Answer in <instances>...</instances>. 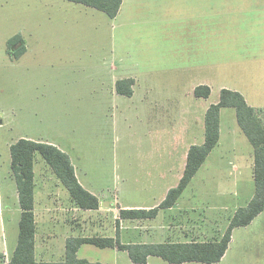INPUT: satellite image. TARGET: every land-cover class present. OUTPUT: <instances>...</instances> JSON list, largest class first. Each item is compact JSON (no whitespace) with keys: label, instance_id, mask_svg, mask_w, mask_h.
<instances>
[{"label":"rangeland","instance_id":"obj_1","mask_svg":"<svg viewBox=\"0 0 264 264\" xmlns=\"http://www.w3.org/2000/svg\"><path fill=\"white\" fill-rule=\"evenodd\" d=\"M234 2L241 4L240 9L245 10V21L250 25L248 15L252 14L247 7L255 5V2ZM259 2L256 1L257 4ZM207 3L214 11H228L226 0ZM197 5L204 8L203 4ZM207 7L211 8L210 5ZM124 10L123 15H135L131 26H119L104 13L93 11L98 18L68 16L63 28L56 30L51 26H57L68 13L56 10L50 16L41 9L40 3L35 9L32 0H0V251L5 241L11 244L17 231L16 217H9L6 208L9 183L6 166L11 159L10 146L22 137H40L73 146L81 158L82 169L90 175L88 179L99 191H106L105 204L112 201L107 205L109 207H114V195L121 205L160 204L165 186H177L175 171L172 173L169 166H179L182 148L179 139L171 135L176 127L173 119L170 126L165 121L166 128H161L160 112L143 111L139 104H132L126 96L113 95L109 88L115 76L126 73L124 69L129 71L134 65L139 66V62L142 73L156 70L157 73H150L160 75L164 60L166 63L180 56L173 57L177 53L173 49L177 28L175 32L172 30L173 22H164L172 20L173 16L166 15L162 0H129ZM231 15L234 16L230 21L225 20V26L232 24L228 39L225 31L219 32L215 19L210 21L202 17L198 22H192L196 40L186 48L189 53L181 55L178 61L196 63L192 68L188 66V70L192 69V77L201 72L190 81V86L181 88L177 91L180 95L174 97L189 109L187 116L197 133L200 132L197 123L205 115L203 112L219 101L223 88L241 89L250 105L264 108V63L257 65L263 48L254 37L251 46L255 49L258 45V54L253 52L256 56L250 71H238L239 68L245 69L247 60L241 56L246 47L236 42L237 37L243 35L237 31L242 17L235 13ZM229 16L227 14L224 18ZM38 21L42 27L50 23L47 26L49 33L44 34V38L55 42L40 46L35 40H30L28 54L20 59L19 56L14 58L8 52L10 39L21 34L29 39ZM184 25L187 26L186 23ZM206 25L207 28L212 25L211 38L207 39V46L212 47L207 49V54L201 48ZM34 39L39 38L35 35ZM184 39L188 40L187 36ZM16 45L11 48L13 53L19 50L15 49ZM135 57L137 59L133 60ZM201 84L211 87L208 98L195 96L194 89ZM135 100L139 102V98ZM222 110L224 133L219 146L186 187L174 211L164 213L157 221L132 223L130 220L121 221L120 210H117L123 243L219 238L237 209L252 199L255 193L252 144L240 130L235 118L236 110L232 107ZM226 125L231 127L228 129ZM158 152L159 163L149 161L146 168L143 158L147 154L156 156ZM149 171H158L159 177L148 176ZM154 180L159 184L153 185ZM155 188L157 191L152 192L151 189ZM103 219L108 221L107 231L113 235L114 230L109 225V221L113 223L112 218L106 215L104 218L98 216L96 220ZM231 244L223 264H264V211L248 227L236 229ZM1 255L0 264H5ZM80 256L94 262L138 264L131 260L127 251L114 253L113 249L91 244L83 246ZM147 264L172 263L152 256Z\"/></svg>","mask_w":264,"mask_h":264},{"label":"crops","instance_id":"obj_2","mask_svg":"<svg viewBox=\"0 0 264 264\" xmlns=\"http://www.w3.org/2000/svg\"><path fill=\"white\" fill-rule=\"evenodd\" d=\"M127 1L129 5V0H123L120 11L118 15L114 18L109 17L105 12L101 10L86 6L81 3L72 2L70 0H32V4L36 9L40 3L41 9L45 12H48L50 16H52L56 12V10H61V11H64L65 13H68L61 18L57 26H51L57 30L58 27H60V29L63 28L62 26L63 24L66 23V19L68 18V16H73V17L78 18L80 15L83 19L85 18V16L87 17L92 16L94 18H98L96 17L97 15L96 12H93V11H99V12L104 13L107 17L111 19V21L113 20L112 23L117 22L119 23L118 24L119 26H129V25L131 26V22L133 18L135 17V15H125V14L123 15V13H125L124 9H125V5L127 4ZM162 1H163V9L165 10L164 12L166 13V15L172 14L173 16L172 20H166L164 22H173V26H172L173 31H175V28H177V32L175 31L177 35L173 36V39L177 37L176 41L173 40V49L174 51L177 50L176 51L177 53L173 54V57H177L180 55L179 56L180 58L181 55H187V53H189L187 52L186 48H190L192 42L196 40L195 39L196 32H194L195 28L191 26L192 22L194 21L198 22V19L202 17L205 19L208 18V20L210 21L215 19L217 24L219 25V28H218L219 32L225 31V38L228 39V33L232 27V24L230 23V26H225V23H226L225 20L228 19L230 21L231 17L234 16L231 14L235 13V14H238L240 17H242L241 22H240L241 23L240 27H238L237 31L242 32L243 34L242 36L237 37L236 42H241L242 45L246 47V50L242 51L241 58H244L247 60L244 62L245 69L239 68L238 71H247V72L250 71L249 67L251 64H253V58L258 54L257 46L259 44L262 46L263 50L259 53L260 54L259 57H262V58L259 59L257 65L264 63V0H259L260 1L259 4L256 3L257 0H252L253 2H255V5L253 6L252 4L251 6L248 5L247 9L251 10V14H252V15H248L249 18H251L248 20L250 25L247 24L245 21L246 15H243L245 10H241L240 9L241 4L239 2L235 3L234 2L235 0H226L225 6L228 11H222V10L214 11L212 8V5L210 3H207V2H210L211 0H162ZM228 1H231V5H230L231 11L229 10L230 6L228 5ZM198 3L203 4L204 8L201 6L198 7L197 5ZM207 5H210L211 8H208ZM227 14L230 16L224 18ZM253 21L255 22L254 23L255 29L253 26ZM184 23H186L187 26L184 25ZM48 25H50V23H48L45 27H42L39 21L37 24L35 23V26L32 28L33 32L31 33L29 39L28 37H24V35L21 34L22 40L19 42L16 48L22 46L23 44L25 51L19 56V59L25 56L26 54H28V48H30L29 47L30 40H35L37 43H39L40 46H42L46 42H55V41L47 40L46 37L44 38V34L49 33L47 31ZM211 26L209 25L207 28V25H206L203 28L204 36L201 40V48H203L204 52H206L207 49L208 50L211 49L212 47V46H207V39H210L211 34H212ZM196 28H198L197 24H196ZM207 32H208V35H207ZM35 35H37L39 39H34ZM186 36L188 40L184 39V37ZM254 37L257 38L258 40V45L255 47V49L251 46V43ZM255 51L257 53L256 55H253V52ZM247 53L249 55H246ZM179 58L177 60L167 61L166 63L164 60V63H162V65L164 66L163 68H160V75L153 74V73H157L156 70H153V71L150 70L148 71V74L142 73L140 71L141 65L139 62V66L134 65L133 68H131L129 71H126L124 69L126 73L115 76V78L111 81V84L109 87L113 95L118 94L120 96H126V95L118 93L116 84H117V81L120 79L132 78L135 81L133 85V94L131 96H126L129 100L132 101L131 103L139 104V106L141 107V110L146 111V112H153V113L155 112V114H158L160 112L161 128H166L165 121H168L167 124L170 126L171 125L170 121L173 119V124L176 125V127H175V131H173L171 135L179 139L182 152L180 155L179 166L175 168V165L173 164L169 166V168L172 169L170 170L172 171V173L175 171L174 174L176 176V180L178 183L180 182L184 174L190 147L193 145H201L205 141V115H206L207 109L209 108L208 107L203 112V114L205 115H203L202 120L199 123H197L200 125V132L198 133L195 132L193 130L194 125L192 121L190 120V118L187 116V113L190 112L189 109L185 108L184 105H180V102L175 100L174 97L180 95V93L177 91H179L181 88H187L186 86H190V83H191L190 81L194 80L196 77V74L201 73V72H197L192 77V74H191L192 69L189 68L188 70V66L192 68L194 67L193 65L196 63L194 62V64H192V62H188L187 60L178 63ZM135 59H137V57L133 58V60ZM166 64H171V65H166ZM233 65L241 66L238 63H234ZM150 72H153V73H150ZM201 85H207V84H201ZM194 87L195 86H193V88ZM235 90L241 92L244 95L241 89L235 88ZM135 98H139V102H137L138 100H135ZM222 109L220 111V139H219V142L221 138L223 137V133H224L223 127H222V121H223V116H222L223 110ZM173 116H177V117H173ZM236 117L237 116L235 112V118ZM197 120L198 121L200 120L199 117H197ZM156 121L158 123V117H156ZM225 127L229 129L231 126L226 125ZM235 131L236 130H234V132ZM22 138H27V139H31L37 142H44V143L52 144L60 148L62 151L66 152L69 155L72 161V164L74 165L76 176L79 182L81 183V185L86 190H88L89 192L97 196L100 201V207L98 209L86 210V209H82L78 207L77 205H75V203L71 199V196L68 190L62 184L60 179L54 174L53 170L47 164V162L43 159V157H39L38 156L39 154H37L35 165H34V171H35L34 213H35V218H36L35 258L38 262H47V263L63 262L66 256L67 240L70 237L103 236V237H109V238L115 239L117 236V222H118L117 210L119 211L121 209H152L160 205L159 203L155 205H151V206H144V205L130 204V203H125L121 205L120 203H117L116 201L117 195H114V207H109L107 205L109 203L111 204L112 201H109L107 205L105 204V201L107 200V197L105 195L106 191L105 192L99 191V189L92 183V180L88 179L90 175L88 174L87 171H84L82 169L81 164L79 162L81 158L78 156L79 154L78 155L76 154V151L73 146L66 145V144L64 145L57 141L48 140V139L42 140V138L40 137L37 139H32L28 137H22ZM240 141L242 142V140ZM219 142L216 145V147L213 149V151L209 154L210 156L215 154V150L219 146ZM209 155L207 159L210 157ZM253 157H254V148H253ZM152 158L154 159L152 160ZM143 159H144L143 162L146 165V168H148L149 161L150 162L158 161L159 163L160 154L159 152L156 156L154 154H147ZM8 163L9 164H7L6 166V171H7V174L9 175V179H8L9 183H7L6 208H7V213L9 217L10 216H12L13 218L16 217V220L14 221H16V224H17V231H16V234H14L11 244L5 241L3 244V250L0 251L1 252L0 255L2 254L1 257L4 260L5 264L10 263L13 253L17 247L18 240H19V232H20V220L22 216V208L20 205L19 191H18V186L15 180V177L12 172L11 159ZM253 167H254V164H253ZM148 176L159 177V172L157 171V173H153L152 171H149ZM152 183L153 185L159 184L158 180H154L152 181ZM174 186L175 185H170V184H167L165 186L164 188L165 195L163 199L160 201V203L165 199L169 190L173 188ZM151 191L155 192L157 191V188L151 189ZM177 204L178 202L171 208L161 209V210L159 209L158 214L155 218L124 219V220H127V221L130 220L132 223H136V221H142L140 223H146L147 221L149 222L154 221L158 219L159 217H161V215H163L164 213L174 211L175 207H177ZM106 215H109L113 220L112 224H110V221H109V225H112V228L114 230L113 235L110 234L109 230L107 231L108 221L104 219L100 221L96 220L98 216H100L101 218H104ZM120 220L122 221L123 219H120ZM158 224H160L159 220H158ZM249 225L242 226V227H248ZM150 227L152 228V226ZM238 228L240 227L235 228L234 231ZM234 231L232 234V239L230 241L229 247L226 251V254L221 259V261L217 263H213V264H223L222 262L227 258L229 251L231 249V245H232L231 243H233ZM194 240L206 241V239H194ZM187 241H190V240L180 241V242H187ZM85 244H89V243H84L83 245H81V247L79 248L77 252V255L79 258L88 259L89 261L94 262V260H92L91 258H85V257L80 256V252ZM102 249H113L114 253L117 250H119L116 247L114 248L107 247V248H102ZM149 259H148V262H149ZM95 262H100V261H95ZM198 263H201V262H198ZM103 264H111V263L103 262ZM203 264H207V263H203Z\"/></svg>","mask_w":264,"mask_h":264},{"label":"trees","instance_id":"obj_3","mask_svg":"<svg viewBox=\"0 0 264 264\" xmlns=\"http://www.w3.org/2000/svg\"><path fill=\"white\" fill-rule=\"evenodd\" d=\"M105 12L109 17L118 15L123 0H70ZM22 36H15L9 41L8 52L14 58L20 56L25 48L17 47ZM17 44L12 51L14 44ZM132 78L120 79L116 88L118 93L131 96L133 94ZM211 88L199 85L195 89L197 97L208 98ZM232 107L236 110L238 124L254 148L253 177L255 193L247 205L239 207L231 217L228 228L219 238L206 241H165L159 243H123L120 238V220L117 222L116 238L103 236L70 237L66 244V256L63 262H38L35 258L36 218L35 207V171L36 155L40 154L51 167L54 174L68 190L72 201L86 210L98 209L100 201L97 196L86 190L79 182L74 165L69 155L55 145L21 138L10 146L11 168L15 177L22 216L17 247L9 264H103L79 258L77 252L81 245L89 243L100 248L116 247L127 251L131 260L138 264H147L151 256H158L172 264L201 262L213 264L221 261L226 254L235 228L249 225L264 211V108H256L247 102L245 96L237 91L223 88L220 99L212 104L205 115V141L201 145H193L188 152L184 174L176 187L167 193L158 207L152 209H121L119 219L155 218L159 209L173 207L190 184L208 155L216 147L220 139V111Z\"/></svg>","mask_w":264,"mask_h":264},{"label":"water","instance_id":"obj_4","mask_svg":"<svg viewBox=\"0 0 264 264\" xmlns=\"http://www.w3.org/2000/svg\"><path fill=\"white\" fill-rule=\"evenodd\" d=\"M107 205V204H106Z\"/></svg>","mask_w":264,"mask_h":264}]
</instances>
